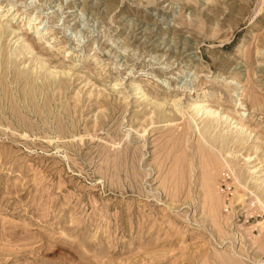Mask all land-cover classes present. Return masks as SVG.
<instances>
[{
  "label": "rangeland",
  "instance_id": "1",
  "mask_svg": "<svg viewBox=\"0 0 264 264\" xmlns=\"http://www.w3.org/2000/svg\"><path fill=\"white\" fill-rule=\"evenodd\" d=\"M0 19V264H264V211L232 175L212 218L195 114L147 103L210 102L260 146L264 0H0Z\"/></svg>",
  "mask_w": 264,
  "mask_h": 264
},
{
  "label": "bare ground",
  "instance_id": "2",
  "mask_svg": "<svg viewBox=\"0 0 264 264\" xmlns=\"http://www.w3.org/2000/svg\"><path fill=\"white\" fill-rule=\"evenodd\" d=\"M14 6V5H13ZM12 8L8 9V12L11 11ZM3 16V15H2ZM6 16H4L5 18ZM2 19V18H1ZM0 19V41L3 37V35L6 33V31L11 30L9 26H7V23L3 20ZM32 21V20H31ZM31 21L28 22L29 25H31ZM40 25V24H39ZM27 26V25H26ZM41 26V25H40ZM39 26V28H40ZM9 27V28H8ZM38 28V29H39ZM13 31V30H12ZM12 31L10 34L12 35ZM14 33V32H13ZM23 38V37H22ZM21 38V39H22ZM25 40V39H24ZM23 40V41H24ZM130 40V39H129ZM48 43V42H47ZM26 50L30 53L33 54L35 52L34 48V43L33 42H28L27 40L24 41ZM175 47V46H173ZM36 58V57H35ZM43 66V65H41ZM41 69V67L39 66ZM43 69V68H42ZM51 73V72H50ZM5 74V73H4ZM53 74V73H51ZM6 76V75H5ZM54 76V75H53ZM57 76V75H56ZM59 76V75H58ZM22 77V75H21ZM4 79V78H3ZM23 80V78H22ZM5 83V82H4ZM4 85V84H3ZM46 86V85H45ZM40 89V88H39ZM135 89V88H134ZM137 90V89H136ZM139 90V89H138ZM137 90V91H138ZM205 91V90H204ZM147 95V94H146ZM145 96V95H144ZM146 97V96H145ZM206 97V96H205ZM166 98V97H165ZM157 99V98H151L150 102H147L148 104L151 103L153 104L157 110H155V107L153 108L156 112L159 111L158 113V119L157 120H164L165 122L171 121L169 117H167V114H165V108L167 106H173L175 115L178 117L184 116L186 114L194 113L197 117L201 113L206 114V120L204 121V124L200 126V124L197 123L195 115L193 116V121H194V126H188L187 130L189 129L190 137L193 135V133H197L199 137V149H198V154L201 156V165L203 166V175L205 178V184H206V191L204 190L206 202L211 206V212H212V218L214 222L216 223L217 220H219L220 216V211L222 208L225 207V198L223 196H220L218 194V190L221 188V182L224 180V182L227 183V178L233 176V182L232 183H227L228 188H230L232 185L236 187V189H245L252 194L257 204L259 206V209L264 211V179H262L260 176L259 178L262 179L259 184H256V186L252 187L246 186L245 182V173L241 171V165L238 164V161L240 157H243V160L245 163H249L251 161V155H250V149L254 148L253 150L257 151L259 148H262L263 145V139L258 135H255L254 138L260 143V146L257 144H254L253 146L249 147L248 149V142L251 139V136L255 133V130H252L250 127L245 125L242 121L240 122H235V124H230L228 121L230 120V116L227 114V112H219L218 108L214 109L212 106H207L204 104H200L198 102H193L188 104V106L180 107L177 102H171L168 101L169 98L167 99ZM203 98V97H202ZM200 98V99H202ZM143 99V98H141ZM147 99V98H146ZM149 99V98H148ZM210 99V98H209ZM172 100V99H171ZM178 100V99H177ZM147 101V100H146ZM149 101V100H148ZM205 101V100H204ZM203 101V102H204ZM212 101V100H211ZM253 101V100H252ZM179 102V101H178ZM254 102V101H253ZM180 103V102H179ZM150 104V105H151ZM212 104V103H211ZM214 104V103H213ZM212 104V105H213ZM218 104V103H217ZM217 104L214 105L217 107ZM184 105V104H183ZM219 105V104H218ZM257 105L253 104L255 107ZM149 106V105H148ZM258 107V106H257ZM255 107V108H257ZM261 107V106H259ZM167 109V108H166ZM171 109V108H170ZM173 112V111H172ZM229 112V111H228ZM155 113V112H154ZM169 113V112H168ZM22 114V113H21ZM17 115V113H16ZM170 115V114H168ZM201 114V116H203ZM20 116V114H19ZM174 117L173 115H171ZM18 117V116H17ZM156 117V116H155ZM191 117V116H190ZM20 118V117H19ZM22 118V116H21ZM179 118V117H178ZM185 118V116H184ZM192 118V117H191ZM195 118V119H194ZM199 118V117H198ZM25 119V118H23ZM177 119V118H176ZM175 119V120H176ZM19 120V119H18ZM21 120V119H20ZM19 120V121H20ZM156 120V121H157ZM173 122H176V121ZM179 120V119H178ZM190 120V119H189ZM233 121V119L231 118ZM230 120V121H231ZM22 121V120H21ZM192 121V120H191ZM189 121V122H191ZM239 121V120H238ZM23 122V121H22ZM25 122V121H24ZM28 121H26L27 123ZM172 122V121H171ZM192 123V122H191ZM24 124V123H23ZM28 124V123H27ZM33 124V123H32ZM28 124V125H32ZM165 124V123H164ZM180 124V122H179ZM186 124V123H185ZM26 125V124H25ZM175 125V124H174ZM29 127V126H28ZM155 127V126H154ZM180 127V126H179ZM177 127V128H179ZM31 130V129H30ZM23 131V130H22ZM62 131V130H60ZM61 133V132H60ZM184 134V133H183ZM186 135V134H185ZM189 135V134H188ZM188 135L186 137H188ZM27 137V136H26ZM189 137V138H190ZM197 138V137H196ZM182 139V138H180ZM186 139V138H185ZM53 140V139H52ZM189 140V139H188ZM187 140V141H188ZM263 140V141H262ZM186 141V140H185ZM182 142V140H181ZM197 145V144H196ZM121 146V145H120ZM197 147V146H196ZM247 148V151L243 153V150ZM189 150V149H188ZM259 151V150H258ZM196 153V152H195ZM196 156V155H195ZM197 157V156H196ZM242 161V160H241ZM255 161V160H254ZM260 162V161H259ZM240 166L239 168H237ZM248 166V165H247ZM256 169V168H255ZM244 170V169H243ZM248 172V171H247ZM252 172V171H251ZM250 173V171H249ZM257 173V172H256ZM250 175V174H248ZM247 176V175H246ZM252 176V173L251 175ZM249 176V177H250ZM251 178V177H250ZM253 178V177H252ZM254 179V178H253ZM247 181V177H246ZM249 181V180H248ZM247 181V182H248ZM257 181V180H256ZM255 182V180L253 181ZM250 184V183H249ZM254 184V183H253ZM248 185V184H247ZM255 185V184H254ZM205 186V185H204ZM240 195V194H239ZM240 197V196H239ZM241 200V199H240ZM244 201V200H243ZM186 202V201H185ZM190 202V201H189ZM205 202L206 205H208ZM254 204V203H253ZM254 204V205H255ZM211 218V217H210ZM211 218V219H212ZM226 222V221H225ZM228 227V226H227Z\"/></svg>",
  "mask_w": 264,
  "mask_h": 264
}]
</instances>
